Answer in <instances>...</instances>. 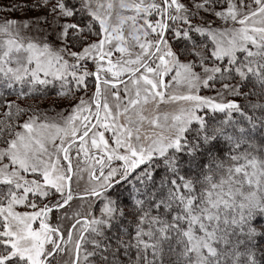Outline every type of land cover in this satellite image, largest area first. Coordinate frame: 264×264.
I'll return each mask as SVG.
<instances>
[{
	"label": "snow or ice",
	"instance_id": "obj_1",
	"mask_svg": "<svg viewBox=\"0 0 264 264\" xmlns=\"http://www.w3.org/2000/svg\"><path fill=\"white\" fill-rule=\"evenodd\" d=\"M0 264H264V0H0Z\"/></svg>",
	"mask_w": 264,
	"mask_h": 264
}]
</instances>
